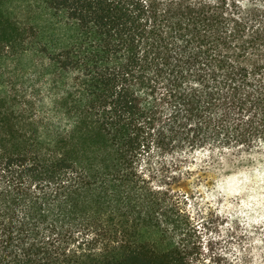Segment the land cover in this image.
<instances>
[{
  "label": "trees",
  "instance_id": "16d2710c",
  "mask_svg": "<svg viewBox=\"0 0 264 264\" xmlns=\"http://www.w3.org/2000/svg\"><path fill=\"white\" fill-rule=\"evenodd\" d=\"M12 1L1 26L38 80L0 91V264H251L204 247L144 163L264 142V0ZM26 7L73 41L34 50Z\"/></svg>",
  "mask_w": 264,
  "mask_h": 264
},
{
  "label": "rangeland",
  "instance_id": "374dc122",
  "mask_svg": "<svg viewBox=\"0 0 264 264\" xmlns=\"http://www.w3.org/2000/svg\"><path fill=\"white\" fill-rule=\"evenodd\" d=\"M13 3L0 0V91L4 90L6 75L23 77L12 79L13 83L38 80L29 79L27 72L34 58L31 48L20 46L1 26L2 12ZM26 15L37 28L34 50L41 45L65 46L76 36L73 28L28 7ZM42 104L38 103L39 110L44 107L45 112L46 104ZM258 146L251 152L207 146L187 154L156 149L144 163L156 185L187 196V210L202 228H207L204 247L211 243L215 253L230 261L249 253L251 264H264V142ZM207 262L213 264L209 256Z\"/></svg>",
  "mask_w": 264,
  "mask_h": 264
}]
</instances>
